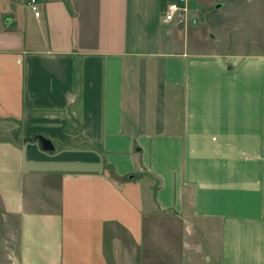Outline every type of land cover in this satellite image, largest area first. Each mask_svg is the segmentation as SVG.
<instances>
[{
	"label": "crops",
	"instance_id": "1",
	"mask_svg": "<svg viewBox=\"0 0 264 264\" xmlns=\"http://www.w3.org/2000/svg\"><path fill=\"white\" fill-rule=\"evenodd\" d=\"M166 1L108 0L91 21L48 3L27 19L42 46L0 47V199L21 264H140L148 176L207 260L264 264V27L223 48L228 31L165 23Z\"/></svg>",
	"mask_w": 264,
	"mask_h": 264
},
{
	"label": "rangeland",
	"instance_id": "2",
	"mask_svg": "<svg viewBox=\"0 0 264 264\" xmlns=\"http://www.w3.org/2000/svg\"><path fill=\"white\" fill-rule=\"evenodd\" d=\"M30 0H0V47L11 46L12 42L20 41L26 45L42 46L44 36L41 28L32 26L27 19L39 18L29 9ZM40 18L45 14V4L52 3L65 7V15L76 19L79 12L90 21L98 15L105 14L108 0H38ZM174 0H167L166 2ZM193 8L192 15L198 19L197 26L208 36L222 33L230 35L236 30L248 36L254 31L251 40L244 43L245 49L257 46L252 42L262 39L264 27V0H189ZM217 4H222L216 9ZM166 6V5H165ZM225 6H227L225 8ZM60 14V12L58 11ZM57 13V14H58ZM63 14V13H62ZM63 14V15H64ZM164 14V13H163ZM200 21V23H199ZM67 24V23H66ZM176 25L175 23H172ZM180 26V25H177ZM188 27V26H180ZM74 29V28H73ZM69 30L67 29V32ZM74 31V30H73ZM29 32H31L29 34ZM238 33V31H237ZM48 36V33H46ZM228 39V38H227ZM234 34L229 36L223 48H239ZM238 41V40H237ZM149 177V178H148ZM147 177L149 183L145 191V228L146 245L142 252L140 264H218V258L208 259V246L203 233L187 236V229L179 219L171 213H161L154 203L153 189L158 184L155 177ZM199 232L201 234H199ZM19 226L16 220L8 216L0 199V264H21L20 262ZM144 257V259H143ZM210 257V256H209Z\"/></svg>",
	"mask_w": 264,
	"mask_h": 264
},
{
	"label": "built area",
	"instance_id": "3",
	"mask_svg": "<svg viewBox=\"0 0 264 264\" xmlns=\"http://www.w3.org/2000/svg\"><path fill=\"white\" fill-rule=\"evenodd\" d=\"M28 7L36 17H40L38 0H30ZM192 11L193 8L189 0H174L167 3L165 7L164 22L168 24L175 23L180 26L196 25L198 19L192 15Z\"/></svg>",
	"mask_w": 264,
	"mask_h": 264
},
{
	"label": "water",
	"instance_id": "4",
	"mask_svg": "<svg viewBox=\"0 0 264 264\" xmlns=\"http://www.w3.org/2000/svg\"><path fill=\"white\" fill-rule=\"evenodd\" d=\"M221 6H222V4H217L216 6H215V8L216 9H219V8H221ZM36 140H39L40 142H41V144H42V147L45 149V150H53L54 149V146H53V144H52V142L49 140V139H46V138H44V137H42V136H37L36 137Z\"/></svg>",
	"mask_w": 264,
	"mask_h": 264
}]
</instances>
